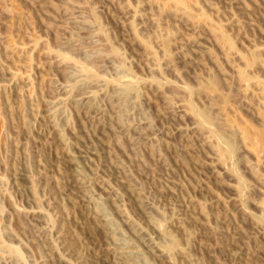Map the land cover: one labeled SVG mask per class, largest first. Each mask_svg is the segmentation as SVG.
I'll return each instance as SVG.
<instances>
[{
    "label": "rangeland",
    "instance_id": "1",
    "mask_svg": "<svg viewBox=\"0 0 264 264\" xmlns=\"http://www.w3.org/2000/svg\"><path fill=\"white\" fill-rule=\"evenodd\" d=\"M0 264H264V0H0Z\"/></svg>",
    "mask_w": 264,
    "mask_h": 264
}]
</instances>
